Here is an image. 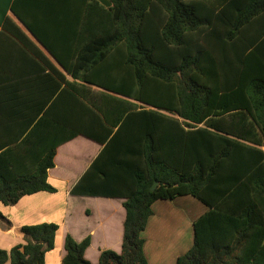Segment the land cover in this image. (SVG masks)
<instances>
[{
	"label": "trees",
	"instance_id": "16d2710c",
	"mask_svg": "<svg viewBox=\"0 0 264 264\" xmlns=\"http://www.w3.org/2000/svg\"><path fill=\"white\" fill-rule=\"evenodd\" d=\"M108 1H11L1 29L71 79L0 94V204L55 192L56 148L83 136L101 147L69 192L122 199L121 245L91 263L66 233L60 264H148L152 204L187 195L204 210L174 264H264V0ZM58 228L16 227L0 264H44Z\"/></svg>",
	"mask_w": 264,
	"mask_h": 264
},
{
	"label": "crops",
	"instance_id": "0c3cea01",
	"mask_svg": "<svg viewBox=\"0 0 264 264\" xmlns=\"http://www.w3.org/2000/svg\"><path fill=\"white\" fill-rule=\"evenodd\" d=\"M11 1L0 0V94L8 97L14 91H18L22 94H30L26 96L30 97L33 103H37L47 97L48 87L53 85L52 80L47 78V74H51L49 68L56 70L59 74H64L68 81L71 78L43 47L27 35L28 32L25 29L22 31L29 37L33 46H36L32 48L39 56L33 54L32 50L29 52L12 34L1 29L3 19L10 15ZM98 1L103 5H109L107 0ZM50 77L53 78L52 75ZM69 146H75L80 151L86 149L87 153L84 152L86 150H83L82 155H76L69 149ZM100 147L98 143L83 136H76L58 145L54 156V166L47 171V180L56 188V191H38L24 195L12 204L14 209L9 207L11 205L0 204L3 208L0 211L9 221L4 229H0V241L4 242V246L8 245L2 249H8L15 243L23 242V239L15 234L16 227L52 221L59 224L58 234L55 235V238L58 236L57 245L54 243L52 248H57V256L46 251L44 264H60L64 253L63 238L66 233H69L77 241L86 236L90 237V243L85 249L84 256L91 263L97 261L102 249L120 250L124 219L122 199L73 195L69 192L71 186L97 154ZM165 201L167 200L155 201L152 204L153 213L161 206H166L168 202ZM159 222L161 221H155L152 228L156 229L155 225L158 226ZM190 225L191 223L188 226ZM162 230L165 233L164 227ZM152 245V243L147 244L149 250ZM147 247L144 243V253L148 263L153 258L152 262L159 264L157 260L161 256L153 257L152 255L151 258ZM159 262L166 264V260ZM4 264L9 263L5 262Z\"/></svg>",
	"mask_w": 264,
	"mask_h": 264
},
{
	"label": "rangeland",
	"instance_id": "374dc122",
	"mask_svg": "<svg viewBox=\"0 0 264 264\" xmlns=\"http://www.w3.org/2000/svg\"><path fill=\"white\" fill-rule=\"evenodd\" d=\"M69 149L71 151H74L76 155H82L83 150H86L81 149L80 151V149H76L75 146H69ZM84 152L87 153V150ZM165 202H168L166 206H161L158 210H155V212L149 216V218L147 219L146 227L142 232V236L145 239L146 247L147 244H153L150 249L152 250V254L147 247L151 258L152 255L153 257L161 256V258L157 260L159 264H162L161 262H159L161 260H166V264H174L175 256L182 254L191 244L192 231L191 225H188L200 212L204 210V205L189 195L180 196L179 198H176L172 201ZM1 206L0 210H3ZM9 207L14 209V206L12 205ZM155 221H161L159 222L158 226L155 225L156 229L152 228V225ZM6 226L7 223L0 219V229H4ZM163 227L165 229V233L162 230ZM57 231L56 233L58 234ZM178 235H180L181 237L179 238ZM161 236L163 237L161 238ZM57 237L54 240V243L56 245ZM6 246L8 245L4 246V242L0 241V248H6ZM48 252L57 256V248L49 250ZM152 261H154L153 258ZM152 261L148 264H155Z\"/></svg>",
	"mask_w": 264,
	"mask_h": 264
},
{
	"label": "water",
	"instance_id": "95a60500",
	"mask_svg": "<svg viewBox=\"0 0 264 264\" xmlns=\"http://www.w3.org/2000/svg\"><path fill=\"white\" fill-rule=\"evenodd\" d=\"M155 185H156V182H153L152 185H151V190H153Z\"/></svg>",
	"mask_w": 264,
	"mask_h": 264
}]
</instances>
